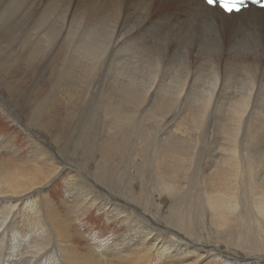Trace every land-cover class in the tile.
Wrapping results in <instances>:
<instances>
[{
  "label": "bare ground",
  "instance_id": "1",
  "mask_svg": "<svg viewBox=\"0 0 264 264\" xmlns=\"http://www.w3.org/2000/svg\"><path fill=\"white\" fill-rule=\"evenodd\" d=\"M0 35V264H264V9L0 0Z\"/></svg>",
  "mask_w": 264,
  "mask_h": 264
},
{
  "label": "rangeland",
  "instance_id": "2",
  "mask_svg": "<svg viewBox=\"0 0 264 264\" xmlns=\"http://www.w3.org/2000/svg\"><path fill=\"white\" fill-rule=\"evenodd\" d=\"M29 25V24H28ZM29 27V28H28ZM34 27V24L33 23H31L29 26H21V27H18V31L16 32V36H18V37H20L19 39L21 40V37H23L24 38V36L28 39V46L30 45V44H33V46H35L36 45V43H33V42H39V39H40V36H42V35H36V33H37V31H36V29H34L33 28ZM29 31V32H28ZM27 33V34H26ZM1 37H2V35H0V39H1ZM22 38V39H23ZM40 43V42H39ZM3 44V46H6V44H4V43H2ZM42 43H40V45H41ZM3 51V52H2ZM63 52H65V48H63V50H62ZM62 52V53H63ZM0 53L1 54H4V53H7V50H1L0 49ZM12 54L14 55V54H16V52L14 51V52H12ZM5 57V56H4ZM11 57V54L7 57L8 59ZM6 57H5V59H7ZM105 72H107V69H106V71ZM37 73V74H36ZM34 72V74L32 75L33 76V78H34V80H36V79H38V78H40L41 76H40V74L38 73V71L37 72Z\"/></svg>",
  "mask_w": 264,
  "mask_h": 264
},
{
  "label": "snow or ice",
  "instance_id": "3",
  "mask_svg": "<svg viewBox=\"0 0 264 264\" xmlns=\"http://www.w3.org/2000/svg\"><path fill=\"white\" fill-rule=\"evenodd\" d=\"M209 6H218L228 14L239 13L242 10L243 0H206ZM264 8V4H261Z\"/></svg>",
  "mask_w": 264,
  "mask_h": 264
}]
</instances>
